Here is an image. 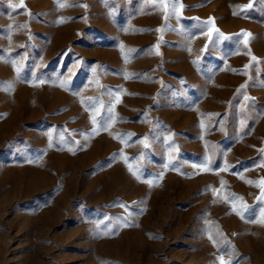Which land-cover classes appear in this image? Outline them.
Returning a JSON list of instances; mask_svg holds the SVG:
<instances>
[{"label":"rangeland","instance_id":"1","mask_svg":"<svg viewBox=\"0 0 264 264\" xmlns=\"http://www.w3.org/2000/svg\"><path fill=\"white\" fill-rule=\"evenodd\" d=\"M0 264H264V0H0Z\"/></svg>","mask_w":264,"mask_h":264},{"label":"snow or ice","instance_id":"2","mask_svg":"<svg viewBox=\"0 0 264 264\" xmlns=\"http://www.w3.org/2000/svg\"><path fill=\"white\" fill-rule=\"evenodd\" d=\"M13 7H16V5H13ZM20 7H23V3H21ZM253 59H255V58H253ZM94 123H95V121H94Z\"/></svg>","mask_w":264,"mask_h":264}]
</instances>
